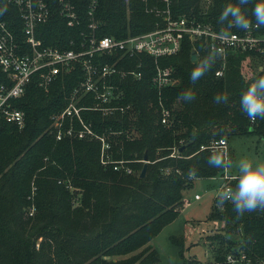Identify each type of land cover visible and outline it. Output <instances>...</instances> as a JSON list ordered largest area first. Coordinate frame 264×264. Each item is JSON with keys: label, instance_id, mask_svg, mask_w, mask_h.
Here are the masks:
<instances>
[{"label": "trees", "instance_id": "obj_1", "mask_svg": "<svg viewBox=\"0 0 264 264\" xmlns=\"http://www.w3.org/2000/svg\"><path fill=\"white\" fill-rule=\"evenodd\" d=\"M58 0H48L51 14L39 23L36 35L46 44L67 46L78 43L86 31L89 0H72L79 22L66 25L56 10ZM232 0H171L174 15L184 14L211 22L217 30L240 31L218 17ZM254 0H241L240 7L252 16ZM161 8V0H98L95 17L97 34L117 38L153 29L160 15L146 7ZM0 19L11 26L19 24L16 8L0 3ZM264 30V25L259 26ZM197 52L195 60L192 51ZM246 53L229 55L222 76L214 74L218 61L200 44L185 38L180 50L160 59L161 65L174 68L178 82L158 93L150 84L151 71L137 80L122 79L124 96L118 105L123 111L103 114L83 109V120L98 135L110 142L113 159H122L131 168L127 173L99 159L100 142L95 137L62 135L56 139L52 116L67 104L70 91L82 76L78 65L54 81L47 91L32 80L22 96L13 99L24 111V125L0 120V264H154L159 260L150 240L174 220L188 203L184 191L197 178L220 174L232 158L208 147L211 141L234 135L262 132L264 119L250 122L240 107V95L264 75L256 71L246 80L241 62ZM103 62L111 61L106 56ZM126 59L135 67L136 59ZM208 59L210 67L197 81L190 72L195 64ZM129 60V61H128ZM153 60L149 59V65ZM151 68V67H150ZM0 69V84L5 82ZM118 80V77L116 79ZM185 90L194 92L191 101L182 99ZM227 93V103H215L213 97ZM82 100V101H81ZM92 97L80 99L91 104ZM169 111L167 124L161 122V110ZM74 120L64 118L61 131ZM251 128V129H250ZM64 134V132H62ZM204 146L201 148V146ZM207 146V147H206ZM212 152L226 161L223 167L208 162ZM146 171L139 176L143 155ZM237 176L229 180L235 186ZM206 220H219L227 232L218 237L214 259L226 264V253L245 252L251 264H264V209L238 215L230 202L218 206L216 196ZM231 234L237 237L232 238ZM182 262L187 260L180 249Z\"/></svg>", "mask_w": 264, "mask_h": 264}, {"label": "built area", "instance_id": "obj_2", "mask_svg": "<svg viewBox=\"0 0 264 264\" xmlns=\"http://www.w3.org/2000/svg\"><path fill=\"white\" fill-rule=\"evenodd\" d=\"M161 1V8H145L160 15L161 22L153 29L117 38L97 34L99 22L95 12L98 0H89L86 8V31L81 33L83 38L78 43L70 39L68 45L63 46L46 44L36 35L38 24L50 17L48 0H0V3L16 8L19 19L16 26L0 19V69L6 77L5 82L0 84V120L21 128L24 125V111L14 105L13 99L22 96L32 80H35L38 87L47 91L60 75L70 72L78 65L82 70L81 78L70 91L65 107L52 116V125L56 128L55 137L61 139L62 135L77 138L93 136L100 142V162L112 164L115 170L130 173L131 168L124 160L113 159L109 140L104 135L96 134L90 124L83 120L81 112L83 109H97L108 115L128 107L117 104L119 97L124 96L122 79L131 76L139 80L150 70V84L158 93L165 87L176 84L178 78L174 75V68L161 65L160 59L176 54L185 38L199 43L202 49L215 55L218 61L214 72L216 76L224 74L228 56L237 53H246L241 62V65L246 62V66L251 68L249 74H245L241 68L246 80H250L256 71L264 70V30L256 23H250L247 29L242 28L240 31L217 30L209 21L203 22L184 14L174 15L170 8L171 0ZM56 10L65 18L66 25L74 26L79 22L72 0H58ZM192 52L197 57V52ZM101 56L109 57L111 61L103 62ZM135 57H138L135 67L125 61ZM254 57L260 58V62L252 65L249 59ZM149 59L153 60L152 65H149ZM116 77L118 80H114ZM87 97L93 98L91 104L79 103L80 99ZM64 118L74 120L80 127L75 128L69 122L61 131ZM256 119L249 121L255 122ZM168 120L169 111L163 107L161 122L167 124ZM208 147L227 153V142L223 138L211 141ZM234 177L236 176L225 173L218 190L229 186V180ZM194 198L198 199L199 194H195ZM223 262L251 264V259L245 252H229ZM207 264L220 262L213 258Z\"/></svg>", "mask_w": 264, "mask_h": 264}, {"label": "rangeland", "instance_id": "obj_3", "mask_svg": "<svg viewBox=\"0 0 264 264\" xmlns=\"http://www.w3.org/2000/svg\"><path fill=\"white\" fill-rule=\"evenodd\" d=\"M249 62L254 65L260 62V58H251ZM245 63H242L241 68L245 74H249L251 68ZM226 142L227 150L232 154L228 166L213 177L195 179L183 192L188 203L174 220L163 226L150 240L159 256L154 264H180V249L183 250L184 258L193 260L194 264H207L212 261L214 250L219 245L218 237L227 232L222 221L206 220L207 214L219 191L218 187L224 180V174L237 176L236 163L240 158L264 160V129L262 132L234 135ZM195 194H199L198 199L194 198ZM231 237L237 238L235 234H231Z\"/></svg>", "mask_w": 264, "mask_h": 264}, {"label": "clouds", "instance_id": "obj_4", "mask_svg": "<svg viewBox=\"0 0 264 264\" xmlns=\"http://www.w3.org/2000/svg\"><path fill=\"white\" fill-rule=\"evenodd\" d=\"M241 0H232L226 4L219 14L218 21H227L228 25L247 29L251 18L240 7ZM252 16L257 26L264 25V0H254ZM210 67L208 59L195 64L190 72L192 82L197 81ZM185 101L194 98V92L185 90L180 93ZM215 103H227V93H218L213 97ZM240 107L249 119L260 117L264 119V75L258 76L240 95ZM208 162L213 167H223L226 164L224 156L219 152H212ZM237 180L235 186H226L216 194L218 206L230 202L238 215L264 209V160L242 157L236 163Z\"/></svg>", "mask_w": 264, "mask_h": 264}, {"label": "water", "instance_id": "obj_5", "mask_svg": "<svg viewBox=\"0 0 264 264\" xmlns=\"http://www.w3.org/2000/svg\"><path fill=\"white\" fill-rule=\"evenodd\" d=\"M191 59L192 60H195L196 59V54L194 52H192L191 54ZM251 129V128H250ZM146 154L143 155V165H142V168H141V171H140V174L139 176H144L145 174V171H146V163H147V160H146Z\"/></svg>", "mask_w": 264, "mask_h": 264}]
</instances>
